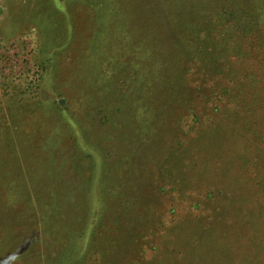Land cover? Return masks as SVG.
Segmentation results:
<instances>
[{
  "label": "rangeland",
  "instance_id": "1",
  "mask_svg": "<svg viewBox=\"0 0 264 264\" xmlns=\"http://www.w3.org/2000/svg\"><path fill=\"white\" fill-rule=\"evenodd\" d=\"M225 1L0 0V264H264V143L215 96L264 99L225 78L264 0Z\"/></svg>",
  "mask_w": 264,
  "mask_h": 264
},
{
  "label": "trees",
  "instance_id": "2",
  "mask_svg": "<svg viewBox=\"0 0 264 264\" xmlns=\"http://www.w3.org/2000/svg\"><path fill=\"white\" fill-rule=\"evenodd\" d=\"M229 6H230V14L235 16L237 14V19H242L240 12H243L242 9V2L241 0H228ZM227 0L224 2L223 5H221V9H227L226 7ZM244 30V27H243ZM242 33V32H241ZM250 49V48H249ZM251 54L248 56L241 57V60L237 61L236 66H232L228 72L225 74V78L228 82H232L234 85L235 82H238L241 80V76L239 74H242L243 76L246 74V82L241 83V85H247L249 84H259L261 85V90L264 92V76L261 80H257L254 77V71H259L261 67H263L264 70V51H261L257 49L255 46H252L251 48ZM247 59L251 60L250 62H247ZM214 64V63H212ZM245 71V73H244ZM264 72V71H263ZM258 74V73H257ZM264 75V73H262ZM217 85V84H216ZM217 92H215V96L218 97L217 101L218 103H221L220 96L223 97V100L226 101V103L223 105L226 111L224 112L227 115H231V121L235 125L236 123H240V126L242 128L241 132L242 134L248 138L249 135L252 133L255 135L256 133H259L258 138L261 139V141L264 143V99L258 98L252 99V101H249L241 96V93L238 95L237 91L235 89H224L222 85H220L217 88ZM241 97L240 102L238 103V107L234 108L231 107L232 104L236 103V99ZM252 102V103H251ZM230 104V105H229ZM228 109V112H227ZM248 117H253L254 121L250 125H245L246 119ZM243 123V125H242ZM243 126V127H242ZM264 151V150H263ZM264 153V152H263ZM264 164V158L263 162ZM251 167L255 170L256 174H259L256 171V165L253 161L250 163Z\"/></svg>",
  "mask_w": 264,
  "mask_h": 264
}]
</instances>
